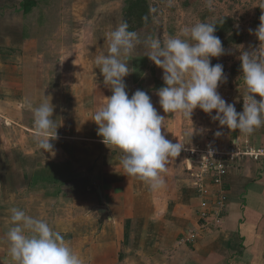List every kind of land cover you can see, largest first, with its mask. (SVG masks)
<instances>
[{
	"label": "crops",
	"instance_id": "crops-1",
	"mask_svg": "<svg viewBox=\"0 0 264 264\" xmlns=\"http://www.w3.org/2000/svg\"><path fill=\"white\" fill-rule=\"evenodd\" d=\"M36 1L34 10L25 15L23 0H0V264H14L6 237L12 226V208L60 232L83 264H264V157L236 162L225 179L227 204L218 217L216 191L220 189L210 186L202 195L183 150L169 159L162 174L164 185L158 190L128 176L122 153L102 142L98 125L92 121L106 103V99L99 102L100 96L112 95L100 71L92 70L81 49L69 53L62 78L56 71L46 76L42 60L54 54L40 47L52 19H35V15L58 9L54 22L58 28L50 31L56 41L65 17L62 9L71 12L78 7L81 11L84 3L86 11V0ZM64 59L58 58L62 63ZM131 77L125 79L129 96L147 87ZM164 86L160 82L154 93ZM89 96L93 100L83 108ZM45 99L54 105L57 137L51 141L53 152L37 146L34 122L24 119L25 108L32 111ZM233 102L237 112H242L241 101L228 103ZM179 119L181 125L176 123L168 130L175 134L167 137L173 143L192 147L213 141L225 151L234 142L245 148H264V126L251 134L221 129L218 121L199 108L191 120L177 114ZM217 131L222 135L217 137ZM12 135L16 140L9 139ZM10 168L15 169L12 175ZM203 200L208 203V221L201 216ZM194 230L198 237L188 242Z\"/></svg>",
	"mask_w": 264,
	"mask_h": 264
},
{
	"label": "clouds",
	"instance_id": "clouds-1",
	"mask_svg": "<svg viewBox=\"0 0 264 264\" xmlns=\"http://www.w3.org/2000/svg\"><path fill=\"white\" fill-rule=\"evenodd\" d=\"M129 28L122 21L106 33L108 53L95 57L94 62L112 95L105 98L106 103L95 112L92 121L98 125L97 135L102 142L122 153L125 173L158 190L164 185L162 174L167 171L169 159L180 155L184 146L166 137L162 129H166L167 119L158 113L147 92L137 89L129 96L125 78L131 72L122 58H127L140 43L138 33ZM215 32V24L199 22L185 28L182 36L144 41L149 50L147 57L163 70L165 86L157 92L160 106L165 113L190 120L199 108L218 121L221 129L251 134L264 126V16L254 33L261 42L259 48L244 51L240 46V78L246 88L242 112H237L235 105L218 92L227 77L222 64L211 63L212 58L225 54ZM32 111L37 146L53 152L51 141L57 137L54 105L45 99ZM215 135L219 137L222 132L217 131ZM10 211L12 226L6 237L14 264H83L69 242L46 221L18 208Z\"/></svg>",
	"mask_w": 264,
	"mask_h": 264
},
{
	"label": "rangeland",
	"instance_id": "rangeland-1",
	"mask_svg": "<svg viewBox=\"0 0 264 264\" xmlns=\"http://www.w3.org/2000/svg\"><path fill=\"white\" fill-rule=\"evenodd\" d=\"M77 2L79 0H76ZM127 0H86L87 9L79 8L68 12L67 8H63L61 19V26L57 30L56 41L55 34L50 35V31H56L58 24L54 22L59 14L58 9H46L41 10L35 15V19H52L47 24L44 31L47 34L44 40L40 41V47H43L47 52L53 51V55H48L46 58H42L46 76L48 71H56L58 78L63 77L65 74L64 69L67 65L69 53L75 52L79 49L85 54L84 59L89 62V66L92 70H98V66L95 64V57L99 54H106L108 50V44L106 43V33L113 30L120 22L123 21V10ZM151 8L152 23L148 27H145L137 31L140 43L136 44L133 51L125 61L129 64V70L134 75L136 83L146 85L144 90L151 97V101L154 107L157 109L160 115H163L167 120L165 128L162 131L166 137H174L175 134L168 132L169 127L181 125V120L176 121L175 113H165L160 106L159 96L149 89L150 84L159 78H163V70L157 67L148 57V48L144 43L148 38H159L161 40L167 39L173 36H182V32L185 28H190L196 23L207 22L215 23L223 17H231L234 19L235 26L244 33L245 39L242 44H231L225 47V54L219 58L211 59L212 64L220 63L224 66V72L227 77V81L223 82L218 87V92L226 101H235L238 103H244L241 100L242 95L246 93V88L242 78V71L240 66V60L238 57L241 54L240 46H243L244 51H250L254 48L258 49L260 41L254 35L255 30L260 25V18L264 16V0H147ZM73 6V4L71 5ZM74 8V7H73ZM72 8V9H73ZM70 13V14H69ZM73 14V15H72ZM85 14V15H83ZM42 15V16H41ZM70 15V16H68ZM40 17V18H39ZM87 18V19H84ZM53 27L55 29H53ZM85 29L84 32V28ZM252 30L250 33L249 30ZM73 39H69V37ZM75 40V41H74ZM39 42V41H38ZM55 43V46H54ZM223 44V42H222ZM61 48V49H60ZM66 49V50H65ZM70 51V52H67ZM108 53V52H107ZM73 56V55H72ZM64 57H66L64 59ZM64 59L63 63L58 60ZM81 58H77L80 61ZM47 60L49 61L47 63ZM75 61V60H74ZM74 61L72 63H74ZM69 63V62H68ZM238 71V73L235 71ZM96 73V71L94 72ZM50 74V73H49ZM131 73L125 79H131ZM103 78V75H99ZM104 79V78H103ZM161 84L162 81L160 80ZM141 85V86H142ZM239 89L242 90V95L239 96ZM77 91V90H76ZM93 91V90H92ZM237 94V95H236ZM80 95V94H79ZM236 95V96H234ZM94 96V95H93ZM87 97L82 102V107H87L93 98ZM106 96L101 95L102 102ZM257 98H260L257 96ZM234 104V102H233ZM80 108L81 104L78 105ZM15 112V110H14ZM17 114V113H15ZM24 114L27 123H33V112L31 108H25ZM23 114V115H24ZM7 125V124H6ZM5 128V126H3ZM178 132L181 131L178 127ZM9 134V133H8ZM9 139L16 140L15 136H8ZM11 169V168H10ZM15 173V169H11V175ZM9 200V199H7Z\"/></svg>",
	"mask_w": 264,
	"mask_h": 264
},
{
	"label": "built area",
	"instance_id": "built-area-1",
	"mask_svg": "<svg viewBox=\"0 0 264 264\" xmlns=\"http://www.w3.org/2000/svg\"><path fill=\"white\" fill-rule=\"evenodd\" d=\"M182 150L191 168L190 175L202 195L207 192V187L213 186L220 189L216 191V201L219 207L217 217L227 204L223 187L226 177L236 162L246 157H252L256 161L264 157V148H253L252 146L245 148L239 142H234L226 151L213 141L196 143L192 147L184 146ZM201 207L203 209L202 219L208 221L210 213L207 201L203 200ZM197 237L198 233L194 230L188 235L187 241L194 242Z\"/></svg>",
	"mask_w": 264,
	"mask_h": 264
},
{
	"label": "trees",
	"instance_id": "trees-1",
	"mask_svg": "<svg viewBox=\"0 0 264 264\" xmlns=\"http://www.w3.org/2000/svg\"><path fill=\"white\" fill-rule=\"evenodd\" d=\"M36 6V0H23L21 11L27 15ZM123 21L129 24V30L135 32L151 25L152 17L149 2L147 0H127L123 10ZM213 24L216 25L215 34L219 36L225 47L231 44H242L244 42V33L235 26L234 19L231 17H223ZM235 71L238 73L236 69ZM159 83V79L154 80L151 89L155 90L159 88Z\"/></svg>",
	"mask_w": 264,
	"mask_h": 264
},
{
	"label": "water",
	"instance_id": "water-1",
	"mask_svg": "<svg viewBox=\"0 0 264 264\" xmlns=\"http://www.w3.org/2000/svg\"><path fill=\"white\" fill-rule=\"evenodd\" d=\"M99 211L104 214L107 213V210L105 208H100Z\"/></svg>",
	"mask_w": 264,
	"mask_h": 264
}]
</instances>
